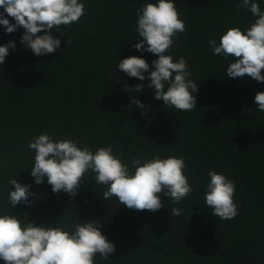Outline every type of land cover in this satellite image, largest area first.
<instances>
[{"label": "trees", "instance_id": "trees-1", "mask_svg": "<svg viewBox=\"0 0 264 264\" xmlns=\"http://www.w3.org/2000/svg\"><path fill=\"white\" fill-rule=\"evenodd\" d=\"M81 2L85 15L79 22L62 26L64 36L52 30L61 40L52 54L35 55L21 43L23 28L7 33L0 25V45L16 46L0 65V214L47 227L60 219L69 225L98 220L115 251L108 260L97 255L96 264H264V112L254 101L264 83L228 78L233 58L214 55L208 43L219 42L229 27L246 30L255 17L237 8L242 0H174L186 31L166 54L174 61L184 57L198 84L197 107L178 111L154 99L150 80L117 67L120 59L139 56L150 65L146 77L154 70L158 57L137 51L134 43L140 39L136 10L157 0ZM253 2L264 11V0ZM4 18L15 23L6 13ZM141 83L145 88L136 92L133 86ZM134 96L147 107L146 115L132 104ZM43 133L93 151L111 146L130 167L140 157H183L193 192L178 204L160 194L165 207L138 211L115 197L105 201L106 186L89 172L75 197L53 193L46 177L37 185L30 174L34 151L28 145ZM210 170L236 186L238 214L231 220L212 217L205 204ZM13 178L31 186L30 206L8 203ZM173 207L182 214L170 216Z\"/></svg>", "mask_w": 264, "mask_h": 264}, {"label": "clouds", "instance_id": "clouds-1", "mask_svg": "<svg viewBox=\"0 0 264 264\" xmlns=\"http://www.w3.org/2000/svg\"><path fill=\"white\" fill-rule=\"evenodd\" d=\"M0 25L7 33L23 28L21 43L37 56L52 54L60 48L61 40L54 37L55 29L79 22L85 15V4L81 0H0ZM237 8H245L255 17L246 30L229 27L220 37L208 41L212 53L225 59L231 57L227 67L228 78L248 76L264 83V11L253 0H242ZM5 13L15 23L4 18ZM139 42L134 43L137 51L148 52L158 57L152 61L154 69L149 76L150 65L139 56L120 59L118 70L140 81L150 80L147 88L154 90V99L162 100L168 108L178 111H192L197 107L194 93L198 84L194 82L189 65L184 57L178 60L166 54L186 31L185 22L174 0H157L145 3L136 10ZM43 32V35L38 33ZM146 46V47H145ZM15 42L0 45V65H3L9 49H15ZM63 54V53H62ZM61 54V55H62ZM136 92L145 88L143 83L133 86ZM131 92L132 89L125 88ZM257 109L264 112V92L254 97ZM133 105L147 107L135 96ZM28 147L34 151V163L30 174L40 185L47 178L53 193L61 191L72 197L84 180L86 173H93L96 184L106 186L102 198L106 201L115 197L129 209L155 212L165 207L160 194L178 204L193 192L185 175L187 163L183 157L155 155L151 159H133L131 167L117 156L111 146H79L72 139L54 140L48 133L35 136ZM204 200L212 217L231 220L238 214L234 200L236 186L224 174L215 170L208 172ZM11 188L7 201L14 208L18 204L30 206L34 196L30 185L18 179L8 181ZM182 208L173 207L170 216H180ZM98 220L79 222L72 225L62 219L53 227L37 226L28 219L21 220L17 215L0 214V261L3 264H96L99 255L108 260L115 251V244L101 232L102 223Z\"/></svg>", "mask_w": 264, "mask_h": 264}, {"label": "rangeland", "instance_id": "rangeland-1", "mask_svg": "<svg viewBox=\"0 0 264 264\" xmlns=\"http://www.w3.org/2000/svg\"><path fill=\"white\" fill-rule=\"evenodd\" d=\"M245 77V76H244Z\"/></svg>", "mask_w": 264, "mask_h": 264}]
</instances>
